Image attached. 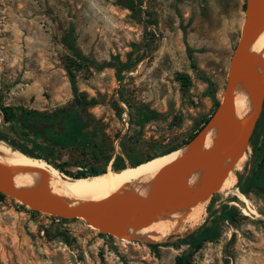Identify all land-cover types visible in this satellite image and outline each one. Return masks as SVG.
Here are the masks:
<instances>
[{"label":"rangeland","instance_id":"obj_1","mask_svg":"<svg viewBox=\"0 0 264 264\" xmlns=\"http://www.w3.org/2000/svg\"><path fill=\"white\" fill-rule=\"evenodd\" d=\"M140 1L138 21L121 0H0V105L49 114L63 110L79 119L66 68L75 59L72 43L86 57L79 68L71 64L78 87L100 100L86 111L91 124L84 133L98 140L109 136L114 157L121 155L129 167V153L166 154L194 137L222 98L246 0ZM181 73L190 76L189 86L178 79ZM143 104L157 116L141 126L137 108ZM21 130L0 108V131L6 135L0 141L29 147ZM255 130L264 134V99ZM245 154L232 169L237 183L205 202L196 229L177 233L188 235L211 223L221 231L193 253L191 264H264V181L246 192L241 188L263 153L250 139ZM60 158L88 160L75 147L62 150ZM103 159L87 166L104 167ZM112 162L87 181L106 182L110 170L119 177ZM226 204L239 211L235 221L220 216ZM169 236L101 235L83 219L65 221L35 213L10 196L0 199V264H176L177 256L192 249L187 243L152 246L177 241Z\"/></svg>","mask_w":264,"mask_h":264},{"label":"water","instance_id":"obj_2","mask_svg":"<svg viewBox=\"0 0 264 264\" xmlns=\"http://www.w3.org/2000/svg\"><path fill=\"white\" fill-rule=\"evenodd\" d=\"M263 29L264 0H246L245 19L231 56L224 92L214 114L185 145V153L178 155L164 167L144 197L120 190L84 205H74L46 191L20 190L15 183V174L27 171V168L3 161H0V193L18 200L34 211L64 219H83L99 232L117 237L131 234L128 233L131 228L146 227L177 203L210 201L220 190V182L248 149L262 110L264 80L254 71L258 57L250 51L249 45L259 37ZM243 75L260 91V98L253 111L244 119L241 134L235 138V85ZM64 120L65 117H62L57 122L55 134L63 131ZM213 125L216 126L215 141L212 146L205 147V135ZM228 159L230 162L226 163ZM201 168H211L212 177L197 188H189L185 183L186 177Z\"/></svg>","mask_w":264,"mask_h":264},{"label":"trees","instance_id":"obj_3","mask_svg":"<svg viewBox=\"0 0 264 264\" xmlns=\"http://www.w3.org/2000/svg\"><path fill=\"white\" fill-rule=\"evenodd\" d=\"M121 1L132 12L135 19L138 21L141 20L140 16L143 12V3L141 1L138 3H136V0ZM244 9H246V3L244 4ZM71 49L74 53L75 59H72V63H69L66 68L69 73L74 99L77 106L79 107V119L76 120L70 117V115L63 110L49 114L36 109H27L23 106L14 107L10 105H0V108L3 113V117L7 122L16 121L18 125L22 127V130L19 131L20 138L29 144L28 147L27 145H24L25 143H17L13 140L10 142V144L14 149H17L29 156L44 159L48 164L55 167L58 171L72 178L78 180H87L90 177L97 176L98 174L107 171V165H109V163H111L114 158L115 159L112 162L113 169L121 170L125 167H128V165H126L121 155L114 157V144L109 141V136H106L105 139L98 140L96 134L84 133V129L91 124L90 119L86 118V111L89 107L99 104L100 100L95 96H90L86 91H81L79 89L77 74L72 66H74V68H79L83 61H86V57L82 55L72 43ZM78 60H81V63L77 64ZM178 79L185 87L191 84V78L187 73L179 74ZM216 106H218V102L216 103ZM137 115L140 118V125L143 126L145 120L151 117H156L157 112L150 105L143 104L141 107L137 108ZM62 117H65L62 125L63 131L55 134L54 131L57 130V122L60 121ZM209 119L210 117L207 118L203 124L205 125ZM4 137H6V135L0 131V139ZM192 138L193 136L185 141L182 145L168 149L167 153L188 144ZM260 143H263L264 145V134L260 131L256 132L255 130V133L251 137V144L255 149L258 150L259 148L263 153V156L258 164L259 167L257 171L247 178V186L245 185L241 187L244 192L249 190L252 186L262 185L264 181V147H261ZM121 146L123 148L125 146L123 140L121 141ZM68 147H75L81 150L83 158H87L88 160L85 163H80L78 161H62L60 158L61 152ZM127 156H132L130 166L136 167L139 164L158 155L153 154L146 157H136L133 155V153H129ZM101 157L104 158V167L100 168L92 164L87 166L88 161H98V158ZM73 166H77L76 169H72ZM5 198L6 195L0 193V199L3 200ZM213 201L214 199L211 200V203ZM33 212L37 213V211L34 210ZM220 216L224 219L235 221L239 216V211L235 207L226 204L222 207ZM60 219L65 221L69 220L64 218ZM101 235L105 234L101 233ZM220 235L221 231L217 225L211 223L188 235L170 236L169 240L177 237V241H174V243L173 241H167L164 243L152 244V246L157 247L160 245H179L187 243L192 249L191 252L177 256L176 264H191L193 253L199 250L205 242L215 241L220 237Z\"/></svg>","mask_w":264,"mask_h":264},{"label":"bare ground","instance_id":"obj_4","mask_svg":"<svg viewBox=\"0 0 264 264\" xmlns=\"http://www.w3.org/2000/svg\"><path fill=\"white\" fill-rule=\"evenodd\" d=\"M250 51L256 54L254 71L264 80V29L259 37L249 45ZM260 98V91L254 87L249 78L243 75L235 85L236 124L233 135L238 137L244 128V119L253 111ZM216 126L209 128L204 138V146L210 147L215 141ZM186 148L158 155L136 167H125L119 177L110 170L108 181L76 180L61 173L44 159L31 157L0 141V161L9 165L26 167L27 171L15 174V183L22 191H46L66 199L74 205H84L99 200L117 191H128L144 197L155 178L178 155L184 154ZM246 157L243 154L240 162ZM230 159L226 163H229ZM240 169V168H239ZM212 177L211 168H201L190 173L185 183L189 188H197ZM237 183L234 170L220 182L219 189L224 191ZM240 189V188H239ZM237 193V192H236ZM236 195V194H235ZM230 202V201H229ZM211 205V204H210ZM205 201H186L169 207L159 217L143 228H131L128 233L142 234L161 239L171 234L182 233L189 227L196 229L200 223Z\"/></svg>","mask_w":264,"mask_h":264}]
</instances>
